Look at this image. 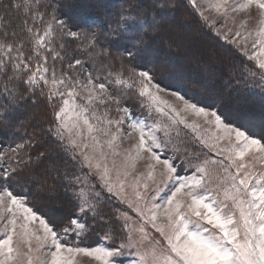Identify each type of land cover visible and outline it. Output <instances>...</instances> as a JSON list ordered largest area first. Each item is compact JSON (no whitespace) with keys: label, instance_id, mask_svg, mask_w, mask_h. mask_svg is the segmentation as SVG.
I'll use <instances>...</instances> for the list:
<instances>
[{"label":"snow or ice","instance_id":"1","mask_svg":"<svg viewBox=\"0 0 264 264\" xmlns=\"http://www.w3.org/2000/svg\"><path fill=\"white\" fill-rule=\"evenodd\" d=\"M64 7L0 0V264H264V127L224 115L264 105V0H131L75 22ZM193 20L232 49L227 96L189 95L171 50ZM197 60L215 80L216 51ZM29 102L42 128L14 124ZM60 192L57 223L33 199Z\"/></svg>","mask_w":264,"mask_h":264},{"label":"trees","instance_id":"2","mask_svg":"<svg viewBox=\"0 0 264 264\" xmlns=\"http://www.w3.org/2000/svg\"><path fill=\"white\" fill-rule=\"evenodd\" d=\"M129 2H131V0H63L65 5L63 11L71 18L72 22H75L77 18L81 16L89 19H104L106 13H118L120 6ZM144 2L150 3L151 0H144ZM181 3L183 4V0H181ZM181 19H184V17H178V20ZM191 24L192 26L188 29L180 28L181 33L189 37V42L186 46L180 49L174 47L171 50L174 54V58L178 62L177 66H183V70L189 77L185 82L189 89V95L207 100L214 95L216 91H222L227 96L228 93L227 90L223 88L222 80L226 77L228 66L233 60L232 49L226 45L224 41L215 37L211 32L207 30L201 32L198 22L193 20ZM207 49H214L222 62V67L219 69L215 80L205 79L207 74L197 60L200 53ZM160 55L161 58H163L167 56L168 53L165 51ZM236 59L238 60L239 57H236ZM201 81H204L203 86H206L207 91L201 90ZM238 108L244 109L247 115L251 114L256 118L257 115L260 116L258 119V123L261 125L260 128L255 126L253 122L246 120L249 126L254 127L257 131H260L261 128L264 127V105L261 104L258 98L242 96L238 98V101L234 98L224 107L225 117L229 120L234 119ZM46 117L47 110L43 102L36 105L29 102L17 113L13 122L19 126V123L22 121L25 127L31 131L32 128H42ZM13 137V129H5L3 126H0V142H7ZM47 147L55 148V144L49 139ZM33 202L41 212L57 223L63 222L72 209L69 198L62 192L54 197H48L43 194L36 195L34 196ZM89 239L94 240L95 233H93Z\"/></svg>","mask_w":264,"mask_h":264},{"label":"rangeland","instance_id":"3","mask_svg":"<svg viewBox=\"0 0 264 264\" xmlns=\"http://www.w3.org/2000/svg\"><path fill=\"white\" fill-rule=\"evenodd\" d=\"M260 118V116L257 115V118L255 116L247 115L246 120H249L251 122H253L255 124V126L257 127H261V125L258 123V119ZM81 264H89V258L87 257H81Z\"/></svg>","mask_w":264,"mask_h":264}]
</instances>
